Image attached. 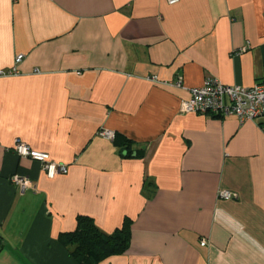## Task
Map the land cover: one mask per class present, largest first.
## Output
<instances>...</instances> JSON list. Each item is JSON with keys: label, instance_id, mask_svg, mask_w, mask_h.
<instances>
[{"label": "crops", "instance_id": "0c3cea01", "mask_svg": "<svg viewBox=\"0 0 264 264\" xmlns=\"http://www.w3.org/2000/svg\"><path fill=\"white\" fill-rule=\"evenodd\" d=\"M14 67L0 264H80L60 241L80 215L108 234L132 221L128 249L97 264H264V119L180 112L208 77L264 83V0H0V69ZM18 140L68 172L49 177Z\"/></svg>", "mask_w": 264, "mask_h": 264}, {"label": "built area", "instance_id": "2783aa9c", "mask_svg": "<svg viewBox=\"0 0 264 264\" xmlns=\"http://www.w3.org/2000/svg\"><path fill=\"white\" fill-rule=\"evenodd\" d=\"M169 4H176L179 0H167ZM23 55L16 57V63L21 62ZM16 67L12 69H0V77L17 75ZM158 80L157 77H150ZM177 85L182 86L181 80ZM191 97L182 101L180 105L181 113H211L217 116L236 115L241 122L246 120L264 119V83H256L251 87L242 85H225L216 77H208L203 85L190 89ZM264 130V122L261 124ZM101 135L112 138L114 133L109 130L100 132ZM14 150L20 156L29 157L43 164L49 177L53 178L58 174H66L69 170L67 164L58 163L51 160L49 153L33 149L29 144L18 140ZM14 181L20 185L22 190L31 188L28 179L15 176ZM236 193L220 189L218 197L222 199H232ZM208 243L206 239L201 240L204 246Z\"/></svg>", "mask_w": 264, "mask_h": 264}, {"label": "trees", "instance_id": "16d2710c", "mask_svg": "<svg viewBox=\"0 0 264 264\" xmlns=\"http://www.w3.org/2000/svg\"><path fill=\"white\" fill-rule=\"evenodd\" d=\"M119 135L116 134V141ZM129 150V139H123ZM130 156L131 152H128ZM130 219H125L122 226L113 233H105L99 229L95 221L88 216L78 217L77 228L72 232L62 233L60 241L70 248L71 256L80 264H97L109 256L124 253L130 245Z\"/></svg>", "mask_w": 264, "mask_h": 264}]
</instances>
